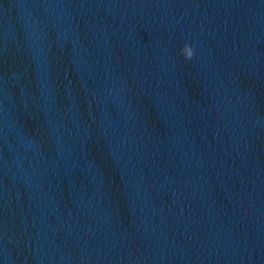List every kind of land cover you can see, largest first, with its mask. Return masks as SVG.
<instances>
[{"label": "water", "instance_id": "1", "mask_svg": "<svg viewBox=\"0 0 264 264\" xmlns=\"http://www.w3.org/2000/svg\"><path fill=\"white\" fill-rule=\"evenodd\" d=\"M0 264H264V0H0Z\"/></svg>", "mask_w": 264, "mask_h": 264}, {"label": "clouds", "instance_id": "2", "mask_svg": "<svg viewBox=\"0 0 264 264\" xmlns=\"http://www.w3.org/2000/svg\"><path fill=\"white\" fill-rule=\"evenodd\" d=\"M182 53L185 57V59H191L194 55V50H193V47L190 43H185L183 48H182Z\"/></svg>", "mask_w": 264, "mask_h": 264}]
</instances>
